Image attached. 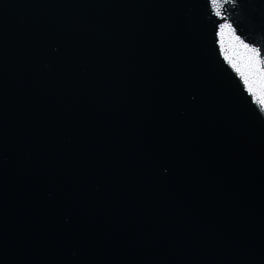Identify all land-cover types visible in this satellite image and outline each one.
<instances>
[{"label": "water", "instance_id": "95a60500", "mask_svg": "<svg viewBox=\"0 0 264 264\" xmlns=\"http://www.w3.org/2000/svg\"><path fill=\"white\" fill-rule=\"evenodd\" d=\"M0 264H264V0H0Z\"/></svg>", "mask_w": 264, "mask_h": 264}, {"label": "snow or ice", "instance_id": "6c2138e0", "mask_svg": "<svg viewBox=\"0 0 264 264\" xmlns=\"http://www.w3.org/2000/svg\"><path fill=\"white\" fill-rule=\"evenodd\" d=\"M226 27L228 26V25H225ZM257 55H259V52H257Z\"/></svg>", "mask_w": 264, "mask_h": 264}]
</instances>
